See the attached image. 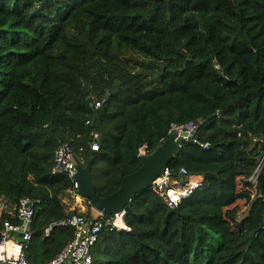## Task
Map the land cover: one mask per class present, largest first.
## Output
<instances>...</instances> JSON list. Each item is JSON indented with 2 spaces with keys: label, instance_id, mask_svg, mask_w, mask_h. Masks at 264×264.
<instances>
[{
  "label": "trees",
  "instance_id": "1",
  "mask_svg": "<svg viewBox=\"0 0 264 264\" xmlns=\"http://www.w3.org/2000/svg\"><path fill=\"white\" fill-rule=\"evenodd\" d=\"M193 122L168 169L200 187L174 209L139 193L128 229L102 231L93 264H264V166L249 182L264 157V0H0V229L19 224L21 199L34 202L30 263L73 239L63 227L46 237L50 225L94 218L87 200L72 209L69 176L51 172L60 144L85 167L101 134L92 174L107 197L140 168L141 148Z\"/></svg>",
  "mask_w": 264,
  "mask_h": 264
},
{
  "label": "built area",
  "instance_id": "2",
  "mask_svg": "<svg viewBox=\"0 0 264 264\" xmlns=\"http://www.w3.org/2000/svg\"><path fill=\"white\" fill-rule=\"evenodd\" d=\"M90 106L99 108L101 102L94 96L89 97ZM89 124V123H88ZM197 127H191L190 132L195 134ZM187 130L186 127H174L171 134L181 133ZM101 134L93 132L91 136L90 146L92 150L98 151L100 148ZM203 148H208V145H201ZM148 155L146 147L141 148L139 157ZM264 166V157L260 161L255 173L249 179V182L257 184L258 176ZM78 162L75 159L70 143H62L55 152L54 166L52 168L53 175L67 174L74 182L75 188L78 189L75 175L77 173ZM183 180L173 182L170 171L167 169L165 173L157 179L151 190L154 194L162 198L167 206L174 209L183 198L188 197L192 192L199 188L201 180L193 176H189L186 169L181 170ZM264 201V195L262 196ZM7 200L0 201V212L6 211ZM19 220V224H12L9 221L4 222V226L0 229L3 234V240L0 243V264H34L30 263L25 254V247L28 246L32 238V224L35 216L34 202L30 198L21 199L18 209L11 212ZM126 211L115 214L111 217H106L98 214L93 219L87 220L80 215H71L66 219L50 225L45 230L46 237L57 227L71 228L74 230L73 239L51 260L35 263V264H93L92 251L100 239V235L104 229L127 230L124 222ZM23 234V238H20ZM19 237V238H18Z\"/></svg>",
  "mask_w": 264,
  "mask_h": 264
},
{
  "label": "water",
  "instance_id": "3",
  "mask_svg": "<svg viewBox=\"0 0 264 264\" xmlns=\"http://www.w3.org/2000/svg\"><path fill=\"white\" fill-rule=\"evenodd\" d=\"M118 90L119 87L116 86L109 94L114 95ZM199 124L200 122H193L187 126V130L181 133H172L154 152L141 156L140 168L125 176L119 189L107 197L98 195L96 184L93 181L92 169L96 155V151H94L93 157L85 167L82 165L77 167L75 181L79 196L83 200L89 201L92 210L100 215L111 217L125 212L139 193L150 190L154 182L165 173L169 165L180 154L184 143L194 135L193 132H190L191 127H198ZM19 237L23 238V234H20ZM2 240L3 234L0 232V243Z\"/></svg>",
  "mask_w": 264,
  "mask_h": 264
},
{
  "label": "crops",
  "instance_id": "4",
  "mask_svg": "<svg viewBox=\"0 0 264 264\" xmlns=\"http://www.w3.org/2000/svg\"><path fill=\"white\" fill-rule=\"evenodd\" d=\"M71 203H72V209L74 210L75 208L80 209L81 211H86L87 207L84 204V200L79 196V195H73L71 197ZM92 214L94 217L98 216V213L92 210Z\"/></svg>",
  "mask_w": 264,
  "mask_h": 264
},
{
  "label": "rangeland",
  "instance_id": "5",
  "mask_svg": "<svg viewBox=\"0 0 264 264\" xmlns=\"http://www.w3.org/2000/svg\"><path fill=\"white\" fill-rule=\"evenodd\" d=\"M137 62L139 63L141 69L144 70V71L147 73V75H150V72H149V66L147 65V63L142 62L141 60H140V61H137ZM84 202L86 203L85 200H84ZM85 203H84V204H85Z\"/></svg>",
  "mask_w": 264,
  "mask_h": 264
}]
</instances>
